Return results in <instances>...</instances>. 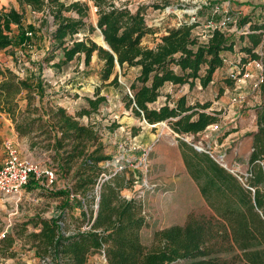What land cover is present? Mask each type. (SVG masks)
<instances>
[{"label":"trees","instance_id":"16d2710c","mask_svg":"<svg viewBox=\"0 0 264 264\" xmlns=\"http://www.w3.org/2000/svg\"><path fill=\"white\" fill-rule=\"evenodd\" d=\"M17 1L20 9L0 8V50L31 46L35 39L41 41L48 19H41L39 27L34 21L25 23L27 9L33 13L49 11L53 26L50 38L54 48L62 50L56 67L82 54L88 65L97 52L104 62V81L115 73L117 65L138 68L139 74L129 85L130 92L123 97L126 108L151 125L167 123L180 135L185 167L213 217L225 224L231 242L242 255L241 264H264V105L257 113L258 129L251 133L249 171L244 177L184 139L186 135L196 136L209 126L219 125V112L209 110L212 101L190 103L186 95L174 99L166 93L165 102L152 106L159 101L167 84H187L193 88L199 83L202 88L208 87L214 82L215 73L227 67L223 61L225 55L238 56L234 61L239 60L240 66L256 59L255 49L262 40V34L256 31L264 29L261 21L255 22L249 15L241 17L240 25L249 22L251 32L239 35L248 39L239 51L237 35L221 30H215L207 42L200 41L195 29L203 21L166 29L154 46H149L143 43L144 38L159 31L148 23L142 7L133 11L126 3H120L121 0ZM92 9L97 16L96 24L90 21ZM97 29L108 49L90 37ZM81 33L82 38L76 37ZM227 79L233 87L235 81L228 71ZM109 84L120 86L117 74ZM34 92H43L39 80L33 83L0 65V113L6 114L20 137H29L32 146L51 149L57 172L70 177L64 188L53 193L63 197L60 213L50 219L41 218L40 231L34 233L37 249L51 257L50 264H87L96 252H102L108 264H229L209 243L211 223L194 213L183 225L156 231L150 249L143 244L141 231L148 224L143 203L122 195L124 189L134 184L133 174L123 168L104 176L102 164L112 157L104 153V144L95 126L80 121L81 117L97 112L106 101L99 90L95 98H87L89 108L83 107L75 115L63 106H45L42 95L37 105ZM32 185L31 180L28 187L31 189ZM98 185H101L99 190ZM98 196L95 209L93 204ZM68 208L79 209L84 220H88L89 229L78 228L68 233L62 225Z\"/></svg>","mask_w":264,"mask_h":264},{"label":"rangeland","instance_id":"374dc122","mask_svg":"<svg viewBox=\"0 0 264 264\" xmlns=\"http://www.w3.org/2000/svg\"><path fill=\"white\" fill-rule=\"evenodd\" d=\"M71 1V0H66ZM210 0H121L133 11L142 7L147 21L157 32L144 38L145 45L154 46L155 41L166 29L176 26L179 18L198 17L205 21L211 16ZM228 1V0H226ZM235 3L236 10L242 16L249 15L255 22L263 18L264 0H230ZM15 7L20 9L17 0H0V8ZM201 6H203L201 8ZM47 17L48 22L43 28L44 38L35 39L31 46H19L0 52V65L10 68L21 78H29L33 83L38 80L43 92H34L35 103L40 105L39 95L43 96L45 106H63L73 115L83 107H88V97L95 98L100 91L106 97L97 112L83 116L80 121L93 124L101 135L104 153L112 157L103 163L104 176L121 171L126 165L128 173L135 179L130 188L122 191L125 197H135L142 201L144 214L148 224L141 231L143 244L150 249L153 245L154 233L172 225H183L191 213L202 216L213 226L210 245L214 252L229 264L243 262L240 251L231 242L228 230L222 221L213 217V213L202 197L199 188L189 175L181 154L180 135L173 132L167 123L152 126L140 120L126 108L123 97L130 92L129 85L139 74L135 67L121 68L116 66L115 73L109 80L102 79L103 60L97 52L91 62L85 64V56H77L69 63L56 67L62 58V50L54 48L50 34L53 30L49 11L33 13L27 9L25 23L34 21L41 25V19ZM219 19L218 16L215 17ZM90 21L97 22L95 9H92ZM232 29V25H229ZM17 32V27L14 26ZM199 28L196 34H201ZM83 33L76 37L82 38ZM90 37L99 45L101 32L96 30ZM238 41L237 50L248 42L235 36ZM52 60L47 61V58ZM238 56L232 57L236 60ZM228 67L219 69L214 82L202 88L197 83L193 88L189 85L167 84L163 95L152 106H159L166 101V93L178 99L186 95L190 103L212 101V108L219 112L221 121L218 126H209L196 136L186 135L184 139L208 151L220 164L239 177L249 171V157L252 151L253 136L258 129L257 113L264 105V81L260 88L252 91L256 81L257 70L252 69V78L230 87L227 79ZM118 75L120 86L109 84ZM21 105H26L25 93L21 96ZM11 120L0 113V163L7 156L8 146L18 149L21 156L29 158L35 165L50 166L57 169V162L52 158L53 151L43 146H32L29 137H20L14 131ZM226 133H230L225 136ZM129 175V174H128ZM103 179L101 180V182ZM70 177L57 172V181L52 189L42 186L41 180H32L33 188L26 186L19 196H7L0 192V264H50L51 257L36 247L38 239L34 233L40 231V219H50L60 213L63 197L53 193L63 188ZM36 185V186H34ZM98 185L97 189H100ZM95 207V204H93ZM96 209V208H95ZM62 225L65 230L75 232L89 229L88 220L77 208L66 209ZM87 264H108L102 252L92 254Z\"/></svg>","mask_w":264,"mask_h":264},{"label":"built area","instance_id":"2783aa9c","mask_svg":"<svg viewBox=\"0 0 264 264\" xmlns=\"http://www.w3.org/2000/svg\"><path fill=\"white\" fill-rule=\"evenodd\" d=\"M206 4L212 5V14L203 21V24L198 25L195 29V34L199 28L202 31L201 34H196L200 41L207 42L212 37L215 30H221L234 35L248 34L251 32L249 22L240 25V19L243 16L241 15V11L236 10L235 3L232 1L210 0L206 2ZM202 7L203 6H201V8ZM216 16H218L219 19H216ZM198 21H200V19L194 16L190 19L183 20L179 18L176 25L185 23L192 24ZM261 23L264 25V15ZM229 25H232V29H229ZM256 32L262 34V40L255 49L258 55L256 59L250 60L242 66H240L239 60L236 62L233 61L232 56L230 58L225 55L223 59L224 65L228 67V74L234 79L235 85L252 78L251 70H257L256 81L251 87L252 91L258 90L261 83L264 81V29ZM125 166L126 165H121L120 169L125 168ZM33 179L36 181L41 180L42 183L40 184L42 186L52 189L57 181V170L50 166H37L29 158L21 156L17 148L8 146L7 156L0 163V192L7 196H19ZM71 197L74 198L75 194L72 193ZM98 199L99 196L95 203L96 209L98 208Z\"/></svg>","mask_w":264,"mask_h":264},{"label":"water","instance_id":"95a60500","mask_svg":"<svg viewBox=\"0 0 264 264\" xmlns=\"http://www.w3.org/2000/svg\"><path fill=\"white\" fill-rule=\"evenodd\" d=\"M102 40H103V44H100L103 48H106V49H108L109 48V46L106 44V42H105V39H104V37L102 36ZM153 126H156V125H153ZM197 150H203L202 148H200V147H198V146H194ZM218 161V160H217ZM219 162V161H218Z\"/></svg>","mask_w":264,"mask_h":264},{"label":"crops","instance_id":"0c3cea01","mask_svg":"<svg viewBox=\"0 0 264 264\" xmlns=\"http://www.w3.org/2000/svg\"><path fill=\"white\" fill-rule=\"evenodd\" d=\"M5 51V49L4 50H0V52H4ZM153 126V125H152ZM154 127V126H153ZM14 129V131H15V128H13ZM15 133H16V131H15ZM17 134V133H16Z\"/></svg>","mask_w":264,"mask_h":264},{"label":"bare ground","instance_id":"6f19581e","mask_svg":"<svg viewBox=\"0 0 264 264\" xmlns=\"http://www.w3.org/2000/svg\"><path fill=\"white\" fill-rule=\"evenodd\" d=\"M100 41H101V43H103V40H102V38H101V40H100Z\"/></svg>","mask_w":264,"mask_h":264}]
</instances>
